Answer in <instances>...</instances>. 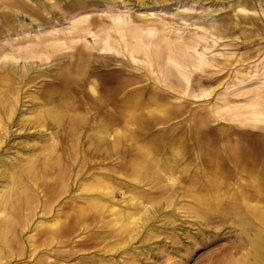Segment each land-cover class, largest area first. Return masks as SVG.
<instances>
[{"label": "bare ground", "instance_id": "6f19581e", "mask_svg": "<svg viewBox=\"0 0 264 264\" xmlns=\"http://www.w3.org/2000/svg\"><path fill=\"white\" fill-rule=\"evenodd\" d=\"M48 1L36 3L42 11L35 7L30 8L31 13L26 2H14L12 5L0 2V40L6 43V48L0 45V62L4 60L0 63V124L3 130L9 128L6 124L12 123L19 106H24L18 97L21 87L14 95L8 88L18 78V65L21 63L24 76L31 78L36 68L29 61L48 59L51 54L64 50L58 55L62 61L41 72V76H46L50 69L57 70L54 78H48V84H52L47 85L41 98L29 97L28 100L32 109L29 108V115L24 117L37 133L36 142L29 146V154L0 163V264L37 256L38 250L33 245L36 235L51 239L66 237L80 229L85 221L107 212L115 215V230L120 237L114 246L123 245L115 252L125 247L132 249L136 238H153L160 232V226L155 225L159 208L155 207L152 199L165 195L163 199L170 206V197L182 182L185 185L183 193L190 191L189 195L186 194L187 200H183L188 202L183 211L193 220L201 225L211 222L221 228L224 226L223 229H238L228 247L208 252L193 264H264V238L261 237L264 234V133L256 131L260 130L258 123L264 125V119H259L258 111H254L256 106H264V65L260 67L262 73H242L236 69L231 75L235 79L234 85L228 86L235 88L231 93L237 92L236 87L245 83L251 87L246 93L250 101L245 107L223 104L213 110L214 121L222 122L224 119V122L244 128L239 132L240 138L231 142L225 131L218 136L210 132L206 121L211 114L208 117L195 115L187 119L185 127L176 125L162 130L173 116H178L179 107L166 100L164 94L167 91L179 88L181 95L187 98L205 96L207 89L193 90L191 80L195 72L212 66L209 55L220 56L208 50L217 42L213 32L200 25L188 24L182 18L179 19L181 24L155 21L157 24L134 25L116 13L109 17L111 27L118 33L116 39L110 34L109 26L89 17L84 4L72 5L70 12L62 11L59 15ZM179 1L184 9H191L189 2H194ZM161 3L162 9H169ZM15 6L28 11L29 28L21 17L20 21L12 18ZM227 6L234 17L257 14L256 10L246 9L239 1L228 2ZM137 7L150 9V6L139 2ZM257 11L264 18V5L260 1L257 2ZM177 12L174 14L178 15ZM41 13L50 17L40 20ZM57 23L67 25L59 29ZM189 26L194 28L192 32L186 30ZM90 38L93 43L88 40ZM201 46H205L203 50ZM121 53L135 63H156L160 75L157 82L162 83V87L146 89L148 84L140 82L143 76L138 69L132 72L122 61L111 67L119 61ZM136 54H142L146 60H137ZM223 63L227 64L228 60ZM253 80L257 81L253 82L256 85H252ZM19 84H24V81H19ZM220 110L226 111L228 118H224ZM160 125L162 127L158 128ZM154 127L162 131L150 138ZM217 143L225 147L217 148ZM166 150L172 153L170 157L160 158L158 152L163 154ZM186 154L200 168L202 165L226 168V177L231 176L234 182L227 185L224 200L213 192L222 182H210L204 177L203 184L186 177L180 179L177 174L186 170ZM97 165L102 168H94ZM128 170L134 172L131 178L126 176ZM71 173L75 176L88 174L75 191L79 194L69 198L71 205L64 210L66 203L59 202L67 192L66 179ZM194 175L197 177L199 174L196 172ZM125 184L131 190L124 194L123 200L114 202V192L120 190L119 185ZM199 185H203L201 190L197 189ZM176 194L179 193H174V200L178 197ZM124 202L126 204L122 208ZM38 214L40 219L49 217L37 221L31 228L34 220L30 221ZM233 217L240 218L232 223L236 228L226 224ZM28 229L31 234L27 242H23L22 233ZM257 229L256 233L253 232ZM192 236L189 238L191 246L186 248L188 253L192 249L194 254L198 251L195 237H201L199 243L203 247L209 245L202 231ZM111 251L109 248L104 254ZM41 256V260L37 259L39 264L69 262V259L51 254ZM83 258L86 259L85 264L111 261L96 260L88 255Z\"/></svg>", "mask_w": 264, "mask_h": 264}, {"label": "rangeland", "instance_id": "374dc122", "mask_svg": "<svg viewBox=\"0 0 264 264\" xmlns=\"http://www.w3.org/2000/svg\"><path fill=\"white\" fill-rule=\"evenodd\" d=\"M44 1L47 0H0V2L7 4L10 3V5L14 4V2L19 4H24L26 2L29 5V13H31L30 8L35 9V7L42 11V8L36 6V3L42 4ZM232 1L241 2L246 9L256 10L257 14L234 17V13L231 11L230 7L227 6V3H231ZM258 1L264 5V0H194L193 3L189 2L188 6L191 7V9H184L185 7H182V2L179 1L178 3V0H49L48 2L54 6L55 11L59 15H61L62 11L70 10V6L72 5L76 6L77 4H84L87 7V13L90 15L89 17H93L100 21V24L103 26H109L110 34L116 39H118V33H116L111 27L109 19L112 14L116 13H120L124 16V19L126 18L132 21L134 25L138 24L146 26L157 24L156 22H163L164 24L177 22L181 24L179 19L182 18L183 20H186L188 24L200 25L213 32V36H216L217 42L208 48V50L211 49V52L219 53L220 56L209 55L208 57L211 59L212 66L203 68L202 72H195L191 80V88L193 90L198 91L200 89H207L205 96L200 98H187L186 96L181 95V90L179 88H175V91H167V94H164L166 100L171 102L174 106L179 107L176 112L178 116H173L170 123L164 125L162 130L170 129L176 125L185 127L188 124L187 119H191L195 115L208 117L211 114L209 120L206 121L207 125L211 128L210 132L218 136V134H222V131H225L224 133L227 134L228 139H231V142H233L236 138H240L239 132L244 128H240L239 124L235 125L234 123L224 122V119H222V122L219 120L214 121L212 115L214 114V107L226 104L229 107L242 108L248 104V101H250V97L246 94L251 88H248V83L236 87L238 88V91L235 93H231L235 88L228 87L234 85L232 83L235 79L231 77V75L234 74L236 69H239L242 73H246V71H258V73H262L263 71L260 67L264 65L261 64L264 62V18L258 14ZM110 2H115V4L112 5ZM137 2L142 3L145 6H150V9H138ZM161 2L166 5L165 8L169 9H162L164 7ZM154 3L158 5L155 6ZM13 9L15 10L13 13L15 16L11 14L12 18L15 21H20L21 17L22 21L25 22L29 28L30 21L26 16L28 11L17 6ZM176 10L178 11V15L174 14ZM39 17H41L40 20H47V17H50V15L41 13L39 14ZM40 20L38 22H40ZM59 24L60 23L56 24V27L59 29L64 28V26L67 25L66 23L64 25ZM42 25L47 27L46 24ZM186 30L192 32L194 28L189 26ZM195 32L198 33L199 31ZM31 34H33V32H31ZM88 40L93 43L92 38ZM209 41L210 40L208 39V44ZM0 45H3L6 48V43L2 40H0ZM77 46L79 47V44ZM205 46L208 45L205 44ZM205 46H201L200 49L203 50ZM60 52H64V50L51 54L48 59L29 61L31 65L36 68L32 73L33 77L31 78H29V75L25 77L22 64L20 63L18 65V78L14 79L11 83L12 85H8V88L10 89V93L14 95L15 91L21 87V93L19 92L18 97L21 98L24 106L20 107L18 105L19 109L13 115L12 123L9 125L6 124L9 126V128L6 127V131L3 130L4 127L0 124V163L3 160H14L16 157L29 154V146L33 144V141L36 142L37 133L29 124H27V121L25 120L26 117H24L25 115H29V108L32 109L28 100L29 97L37 99L41 98L42 92L46 90L47 85L52 84H48V80L55 77L54 73H56L57 70L50 69L46 76H41V72L49 68V66L54 67L55 63L62 61V59L58 57ZM135 58L141 61L146 60L142 54H136ZM118 59L119 61L114 62L111 67L116 66V64H119L118 62L122 61L125 63V66H127L128 70L133 72V70L138 69V72L143 76L140 82L148 84L146 89L147 87H162V83L157 82L160 80V75L158 74V66L156 63H135L126 54L122 55V53L119 54ZM225 59L228 60L227 64L223 63ZM1 62H4V60L2 59ZM137 64H140L141 66H137ZM138 67L141 68L139 69ZM99 73L100 72H97L96 74ZM19 81H24V84H19ZM253 82L257 81L253 80L251 82L252 85H256V83ZM242 87L245 88L239 90V88ZM262 96L264 97V92L262 93ZM254 111H258L260 116L259 119H264V115L261 116V114H264V106H256ZM220 112L224 115V118H228L225 114L226 111L220 110ZM257 125L260 130L256 131L264 133V125L262 123H258ZM157 127H162V125ZM228 127H230V129ZM158 128L154 127V130H151L153 136L150 138L156 137L162 131ZM178 134H180V132ZM147 139L149 140V137ZM128 143L130 144L131 142ZM216 147L221 148L225 146L224 144L221 145V143H217ZM180 150H182V148H180ZM175 151L177 152V150ZM186 151L188 150L186 149ZM171 154L172 153L168 150L163 154L161 151L158 152L160 158H169ZM187 154L185 155L187 157H184L186 158V170L177 174L181 177L180 179L186 177L189 180H195L199 184H203L204 180L202 181V178L204 177L210 182L213 180H216V182H222L221 186L219 188L216 187L213 192L220 196V200H224V193L228 192V186L234 182V178L231 176H229V178L226 177V168L207 165H202V168H200L199 166H195V162L190 159L188 157L189 154ZM88 167L89 166H84V168ZM94 168H102V166L99 167L97 165L94 166ZM196 172L199 174L197 177L194 175ZM126 173V176H130V178L132 177V174H134V172H131L130 170ZM87 174L82 173L81 175L78 174V176H75L71 173V176L66 179L67 192L59 202V204L66 203L63 207L64 210H67L71 205V203H69V198L72 195L79 194L75 191L78 188L79 183L84 182ZM202 186L203 185H199L200 188L197 189L201 190ZM119 189V191H115L113 194L114 202H120L123 200L124 194L126 195L127 192L131 190L130 186L126 187V184L125 186L119 185ZM184 190L185 185L183 182L176 186L173 195L170 197L172 200L170 206L169 203H167L168 201L163 199V196L165 195L159 197L157 200L152 199V201L156 203L155 207L159 208V212L156 214L157 220L155 225L160 226V232L157 234V237L151 238L150 236H142L141 238H136V240H133L132 242V249L125 247L122 250L115 252L116 248L123 245L114 246L116 243L118 244L120 237L117 236V230H115V215L107 212L103 213L101 217L97 216L93 220L85 221L80 229H77L74 233L67 235L66 237L51 239L45 235H36L33 245L38 250V255L33 256L31 259L16 258L12 260L10 264H39L42 254H51L58 258L69 259V262L66 264H85L86 259L83 258L85 255L93 256L96 260L110 259L111 261L106 264H193L195 261L204 257V254H207L208 252L216 251L220 247H228L238 234V229H223L224 226L221 228L219 224L211 222H209L208 225H201L199 222L193 220L189 214H186L185 211H183V208L188 204V202L185 203L183 200H187L186 194L189 195L190 192L189 190H186V192L183 193ZM175 192L179 193L178 195L176 194V196H178L175 197L176 200H174ZM75 200H79V198H76ZM75 203L82 204L78 203V201H75ZM125 204V202L122 203L121 207H125ZM117 207L118 206H116V208ZM173 207L178 209L174 210ZM39 216L40 214L31 219L30 222H33L34 220L31 228L37 224V221L45 220V218L49 217L45 216L40 219ZM238 219L240 218L233 217L230 219L232 221H229L226 224L232 225L236 228L235 224L232 223ZM199 231L203 232V236L209 241V245H204L203 247L199 243L201 237L198 239L195 237V242H197L196 248L198 251L194 254L192 249V251L190 250V253H188L186 248L191 246V244H189V238L193 237V233ZM257 231L258 229L253 232L256 233ZM151 233H153V236L156 235L155 232ZM30 234L31 232L29 229L22 233L21 237L23 238V242H27L26 239ZM261 237L264 238L263 233ZM171 239L177 240L179 243L174 244L170 241ZM51 240L52 242H50ZM26 244L28 245V243ZM109 248L112 249V253L105 255L104 251ZM189 255L191 257H189Z\"/></svg>", "mask_w": 264, "mask_h": 264}]
</instances>
